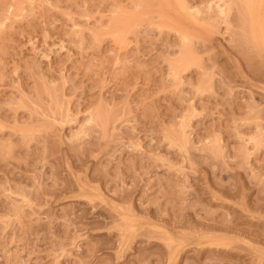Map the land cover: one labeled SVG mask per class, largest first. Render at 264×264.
<instances>
[{
    "label": "rangeland",
    "instance_id": "rangeland-1",
    "mask_svg": "<svg viewBox=\"0 0 264 264\" xmlns=\"http://www.w3.org/2000/svg\"><path fill=\"white\" fill-rule=\"evenodd\" d=\"M0 264H264V0H0Z\"/></svg>",
    "mask_w": 264,
    "mask_h": 264
}]
</instances>
